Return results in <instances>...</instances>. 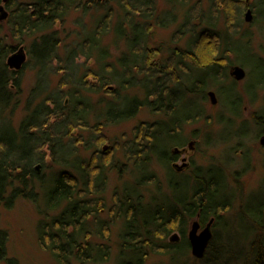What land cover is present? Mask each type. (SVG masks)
Returning <instances> with one entry per match:
<instances>
[{
  "label": "trees",
  "instance_id": "trees-1",
  "mask_svg": "<svg viewBox=\"0 0 264 264\" xmlns=\"http://www.w3.org/2000/svg\"><path fill=\"white\" fill-rule=\"evenodd\" d=\"M164 1L163 9L157 0L8 1L10 15L0 24V34L7 26L0 35V203L9 205L20 196L37 204L40 244L58 264L108 261L111 229L118 221L115 264H146L157 254L167 259L156 264H264V191L260 197L247 193L238 178L234 188L224 168L214 163L196 165L190 175L171 167V147L189 139H181L184 126L204 118L203 111L185 110L182 99L197 97L203 103L206 88L216 86L231 114L218 119L233 130L241 114L244 94L236 90V81L226 98L218 84L230 79L227 70L236 62L230 57L240 42L234 36L245 39L251 50L250 40L239 34L246 0H209L208 10L201 0ZM254 2L258 12V0ZM260 11L262 18L264 4ZM73 12H79L74 21L79 28L69 32L65 23ZM221 13L224 26L217 29ZM173 24L177 27L168 46L154 49L153 28ZM26 42L38 73L27 112L15 126L11 105L20 100L30 62L15 70L6 56ZM155 53L160 55L156 60ZM253 56L256 63L249 67L244 93L254 101L264 87V58ZM59 70L64 73L51 89L48 74ZM98 93L111 99L94 101ZM143 107L159 117L139 122L123 143L125 160L114 162L103 149V129L135 118ZM255 122L263 131L264 111ZM191 137H199L197 129ZM48 154L53 172L46 177L37 165ZM155 163L168 172L167 189ZM109 166L120 174L128 167L130 178L116 188L108 206ZM147 184L155 188L146 194L142 188ZM198 216L203 225L214 217L213 238L203 258L190 254L187 237L191 219ZM173 231L181 241H169ZM4 239L0 230L2 247Z\"/></svg>",
  "mask_w": 264,
  "mask_h": 264
},
{
  "label": "rangeland",
  "instance_id": "rangeland-1",
  "mask_svg": "<svg viewBox=\"0 0 264 264\" xmlns=\"http://www.w3.org/2000/svg\"><path fill=\"white\" fill-rule=\"evenodd\" d=\"M157 1L161 9L166 6L164 0ZM201 1L203 8L208 10L210 7L209 0ZM254 1L255 0H247V3L254 4ZM258 3V12L257 5H252L253 7H250L249 5L245 6L243 9V22L239 26V34H245L246 39L250 40L251 47L249 48L251 50H247L245 39H241V37L236 35L234 36V41H240L235 45L237 48L235 57L233 53L230 54V57L234 58L236 62H233L227 70L230 79L220 81L218 84L219 87H224V95H222L223 98H226L227 94L230 93V90L234 84L232 80H235L237 83L236 90L244 94L241 114L238 115L234 121V131L230 130L229 123L226 122V124H224L225 121H220L218 119L221 116L224 117V119L231 118L226 114V112L230 113V111L223 107L221 103V95L219 94L217 87L208 86L206 88L207 98L205 101H203V103L197 97L182 99L184 107L188 106V108L185 110H188V112L192 114H200L203 111L204 118L202 117L197 122L189 123L184 126L183 136L181 139L186 137L189 139L187 140L186 145L178 146L180 152L178 153L177 159L179 164H182L183 158H185L187 162L191 161L192 163L193 161L192 167H189L181 172L189 175L196 165L206 166L210 163H214L222 166L227 173L231 186L234 188L237 187L235 180L238 178L243 184L242 186L244 191L247 193H254L260 197L264 191V146L260 144L259 140L263 131L260 132L261 129H259L260 127L257 126L255 117L260 114L258 113L260 110L264 111V87L259 90V97H257L254 101H251L248 95L244 93V86L246 85L250 74L249 67L252 68L253 64L256 63L253 53L264 58V17H260L262 16V11H260V9L262 10V4H264V0H258ZM249 8L253 10V17L251 21L246 20V12ZM77 16H79V12L68 14L65 27L69 32L79 28L74 23ZM89 19L90 16L85 17V21H88ZM1 23L2 22H0V24ZM223 26L224 18L223 14L221 13L217 24V29L222 28ZM4 27L5 32L7 26ZM176 27L177 25L175 24L169 27L155 26L153 28L152 41H150V44L154 47V49L157 48V45H163V47L166 48L168 43L171 41L172 32L176 29ZM4 32H2V34H4ZM16 44L17 43H15V45ZM20 46H24L27 52L25 63L30 62V65H28V67L24 70L23 82L21 85L22 93L19 95L20 100L16 106L13 104L11 105V109L14 108L12 122L15 126L21 122L27 112L26 102L28 94L29 91L35 86L38 73V69L33 67L31 63L30 54L28 53L27 49L28 43L26 42L19 44L17 45L16 49H18ZM10 54H12V52L6 56V61ZM154 55L155 60L160 56L157 53ZM241 63L246 64V66L242 65ZM92 65H94V61H91L90 66ZM235 65H241L245 69L246 75L244 78L236 79L235 76L231 74L232 67ZM59 71L56 74H53L50 71L48 74V82L49 86L52 87L51 89L56 88L58 81L61 79V76L64 73L63 70ZM255 81L256 80H254V82ZM210 90H214L216 92L218 99L216 104L211 102V99L208 95ZM98 97H103V99L106 100L111 99V97L108 95L98 93L93 95V100L95 101ZM94 106L100 107L97 104H94ZM185 110H182V112L185 113ZM158 117L159 114L152 113L150 109L143 107L135 118L117 124H111L103 129V134L106 136V141L103 143L108 144V157H111V155L112 157L114 156V162H121L122 160H125L123 154V143L132 136L134 127L141 121H153ZM244 121L245 123L242 124ZM194 129H197V134L199 135L198 138L191 137ZM239 141L242 142L241 146L238 145ZM114 142H117L118 145L115 146V148L117 147L116 149L114 148ZM175 146L177 145H173L171 147V151L175 150ZM90 151H92V149ZM83 152L86 153V150ZM126 169L128 170L129 168L127 167ZM37 170L39 174H44L46 177L51 175L53 172V162L49 154L45 157V160L41 162V165ZM127 170L124 171L123 174L122 172L120 174V170H118L116 167H106L107 181L104 194L108 206L112 203L116 188L118 186H122L129 180L130 171ZM154 170L157 172L159 179L162 180V185L164 188L167 189V178L169 177L164 165L161 163H155ZM154 188V185L147 184L146 187L142 188V191L147 194V190L150 193V191ZM238 203L239 202L237 200L235 204L238 205ZM233 211L235 210L232 209L229 213L231 214ZM106 212L107 210L105 212L103 211L102 213L104 218L108 217ZM40 217L41 216L39 214L37 204L27 197L18 196L13 198L9 205L6 204L5 200L0 203V230L5 232L3 247L0 245V264H58L52 254L40 244L37 228ZM194 219H196V217ZM194 219H191L188 226V231L191 228V224ZM120 225L121 222L118 221L112 226V247L111 255L108 261L91 264H115V256L117 253V233ZM201 229L202 228H200V230ZM171 235L172 234H170V236ZM179 241H181V237H179V240L176 242ZM166 259V256L160 254L151 255L146 264H156L158 262L165 261Z\"/></svg>",
  "mask_w": 264,
  "mask_h": 264
},
{
  "label": "water",
  "instance_id": "water-1",
  "mask_svg": "<svg viewBox=\"0 0 264 264\" xmlns=\"http://www.w3.org/2000/svg\"><path fill=\"white\" fill-rule=\"evenodd\" d=\"M9 16V11L3 6H0V20H5ZM252 18V11L249 9L246 12V19L250 20ZM27 58V53L24 46H20L18 49L12 52L7 58V64L11 69H21V67L25 64ZM231 74L235 76L236 79H242L246 75L245 69L240 65H235L232 67ZM208 95L213 104H216L218 99L216 92L214 90H210ZM260 144L264 146V135L260 138ZM108 145H104V149L107 148ZM40 164L37 165V169H39ZM214 218H211L210 222L200 230V222L199 220H194L191 224V228L188 231V239L191 246L192 254L197 258H203L207 248L213 238L212 232V223ZM179 232H173L170 236L171 242H175L179 240Z\"/></svg>",
  "mask_w": 264,
  "mask_h": 264
},
{
  "label": "flooded vegetation",
  "instance_id": "flooded-vegetation-1",
  "mask_svg": "<svg viewBox=\"0 0 264 264\" xmlns=\"http://www.w3.org/2000/svg\"><path fill=\"white\" fill-rule=\"evenodd\" d=\"M8 1L9 0H1L0 1V6L1 5H3L8 11H9V8H8ZM245 4H246V6L247 5H249L250 7L253 5L252 3H247V0L245 1ZM253 7V6H252ZM249 9H251V8H249ZM248 9V10H249ZM247 10V11H248ZM252 12H253V10H251ZM9 15H10V11H9ZM252 17H253V14H252ZM252 19V18H251ZM251 19H250V21H251ZM7 19H5V20H0V22H4V21H6ZM247 20V19H246ZM27 53V52H26ZM25 65V64H24ZM24 65L21 67V69L24 67ZM241 66V65H240ZM15 70H17V69H15ZM18 70H20V69H18ZM258 97H259V95H258ZM256 100V99H255ZM251 101H253V100H251ZM258 113H262V110H260V112H258ZM226 114L229 116V117H231V114L230 113H227L226 112ZM259 114V115H260ZM258 116V115H257ZM262 135H264V129H263V133H262ZM261 135V136H262ZM261 136H260V138H261ZM260 140V139H259ZM106 145H108V144H106ZM178 146H180V145H177V146H175V150L174 151H171V153L175 156V159L174 160H172V162H171V167H172V169L176 172V173H179V174H184V173H181V172H183L185 169H187V168H189V167H192L193 165H192V163H193V161H192V163H191V161L190 162H187L186 160H185V158H183L182 159V164H179L178 163V159H177V157H178V153L180 152V149L178 148ZM184 146V145H183ZM263 146V145H262ZM104 147V146H103ZM177 147V148H176ZM104 149V148H103ZM107 149V148H106ZM212 218H214V217H212ZM196 219L197 220H199V222H200V225H201V227L200 228H204L209 222H210V220H211V218H210V220L205 224V225H203L202 223H201V221H200V219H199V216L198 217H196ZM196 219H194V220H196ZM193 220V221H194ZM212 225H213V223H212ZM173 233V232H172ZM171 233V234H172ZM179 236L181 237V235H180V233H179ZM169 241H171L170 240V237H169Z\"/></svg>",
  "mask_w": 264,
  "mask_h": 264
}]
</instances>
